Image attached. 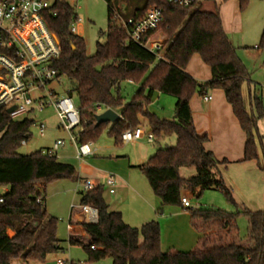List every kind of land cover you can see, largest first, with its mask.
<instances>
[{
  "label": "trees",
  "instance_id": "1",
  "mask_svg": "<svg viewBox=\"0 0 264 264\" xmlns=\"http://www.w3.org/2000/svg\"><path fill=\"white\" fill-rule=\"evenodd\" d=\"M105 1L108 27L92 56L87 54L84 40L71 32L77 16L67 0H55L52 9L43 14L61 49L52 67L59 73L58 78L66 77L71 82L67 95L77 98L81 129L77 133L78 144L95 143L108 125V135L121 144L122 134L140 128L144 120L158 149L138 169L163 207H181L186 191L200 190L202 194L216 190L237 211L186 209L190 226L199 234L196 246L190 252L173 248L163 252L159 222L152 221L141 228L125 224L121 213L110 211L103 197L104 188L98 186L83 194L80 201V205L97 209L98 222H71L70 243L82 246L91 262L111 259L113 264H264V212L239 210L232 191L213 172L228 161L219 162L205 149L208 137L196 132L190 108L195 94L222 90L246 136L242 162L254 161L260 166L256 117L248 112L242 92L250 74L225 33L219 14L197 7L180 8L165 0H138L132 13L136 18L154 7L162 10L160 29L166 37V48L151 53L128 40L127 32L116 25L112 0ZM248 2L239 0L240 11ZM258 49L264 52V29ZM194 55H199L211 70V80L206 84L198 83L186 72ZM127 81L141 87L130 103L124 104L121 85ZM157 92L176 99L173 121L162 120L149 111ZM97 105L104 110L121 111L120 119L96 126ZM251 106L262 112L260 99L255 98ZM32 127V121L12 120L5 108L0 109V188L8 189L0 204V264L19 259L25 264L44 263L49 255L61 250L58 220L48 214L45 206L46 187L56 181L74 180L77 172L73 166L59 163L56 157L44 156L42 151L20 155L18 150L23 141L31 138ZM171 136L176 137L175 145L161 148L160 143ZM181 168H195L197 175L182 179ZM240 216L248 222L245 239L239 237ZM72 234L87 235L90 243L75 241Z\"/></svg>",
  "mask_w": 264,
  "mask_h": 264
},
{
  "label": "rangeland",
  "instance_id": "2",
  "mask_svg": "<svg viewBox=\"0 0 264 264\" xmlns=\"http://www.w3.org/2000/svg\"><path fill=\"white\" fill-rule=\"evenodd\" d=\"M67 2L74 9L77 16V21L75 22L78 25L77 36L84 40L87 54L92 56L95 54L97 43L103 42L101 34L107 31L108 4L105 0H67ZM137 3L138 0H112L113 9H116L120 15L132 16L138 5ZM199 9L220 14L228 31V38L237 52H240L237 53L238 57L250 74L252 99L259 98L262 103V112L256 107L249 108V94L248 91L246 92L245 100L247 101L248 112H251L256 117L257 130L255 136L260 166L254 161L240 164H230L228 162L225 165H218L213 172L218 180L220 179L223 182L226 189L232 191L233 199L239 210L264 212V52H260L258 57H254L251 51L242 49L259 45L264 29V0H249L244 11L239 9V0H202ZM157 37L162 41L166 39L160 28ZM192 64L193 68H195L196 61H193ZM140 86L141 84L130 86L126 82L121 85V96L124 99V104L130 103ZM50 89L54 90L58 96H64L72 89V84L66 77H61L50 85ZM72 99L75 104H78L75 95ZM149 111L155 114L161 113L159 105L152 106ZM35 122L37 124H46L47 131L45 136L40 137L37 127H32L31 138L18 150L20 155H30L50 149L57 140L61 139L65 141L66 145L58 151L57 159L71 163L69 165L74 166L77 171L81 172L83 178L96 179L103 183L106 176L114 175L118 180H130V182L132 180L134 187H136L135 182L136 184L144 185L145 188L151 191L146 177L134 166L136 163L148 162L149 158L158 149L155 143L143 141L134 146L123 143L116 144L115 140L108 135L110 129V125H108L103 128L99 139L92 144V148L96 149L95 156L84 160L80 164L75 158L74 146L69 142L67 134L63 130L58 129V121L53 109L46 108L43 113L37 114ZM144 130L149 133L147 126H144ZM175 143L176 137L171 136L162 141L160 147L174 146ZM82 165L85 170L81 167ZM179 175L182 179H189L196 176L197 171L195 168H181ZM82 181L85 180L82 179ZM76 183L78 184V181L62 180L47 185L45 195L46 209L51 217H55L58 220L57 238L61 241L63 250L49 255L44 263L31 262L29 264H57V260L66 261L68 264H113L111 259L91 262L82 246H71L69 244L68 223L71 205L75 204L78 206L80 204V197L75 196L73 193ZM6 192V188H0V196ZM184 194L190 201L191 207L189 209H214L227 213H235L237 211L235 206L228 203L223 194L216 190H207L202 194L200 190H196L193 193L186 191ZM104 200L107 205L114 207L116 211L122 205L115 202L114 197L109 195L107 188L104 189ZM75 211L74 214L79 210L76 209ZM71 221L74 222V219ZM237 226L239 237L245 239L248 236L247 219L244 216H240L237 220ZM194 232V242L189 248L186 247V252L192 251L198 242L199 234L195 230ZM11 234L13 235V233ZM72 236L77 235L72 234ZM175 240L170 238V245H178L177 243L179 242ZM173 249L177 250L178 248ZM12 264L25 263L19 259L14 260Z\"/></svg>",
  "mask_w": 264,
  "mask_h": 264
},
{
  "label": "built area",
  "instance_id": "3",
  "mask_svg": "<svg viewBox=\"0 0 264 264\" xmlns=\"http://www.w3.org/2000/svg\"><path fill=\"white\" fill-rule=\"evenodd\" d=\"M55 0H2L0 1V109L14 108L8 114L12 120L28 119L37 127L40 137L45 136L47 126L45 123L37 124L36 115L46 108L53 109L58 121V129L67 134L69 142L75 148L77 159L82 160L92 156V144L79 145L77 133L80 129V115L77 105L68 95L58 96L50 85L57 81L59 73L52 67L53 62L59 58L61 49L59 40L47 28L43 14L52 9ZM169 4L180 8L195 7L202 0H165ZM117 26L127 32L128 40L140 45L151 53L162 51L165 41L157 37L158 30L163 21L162 10L152 8L142 17L134 16L124 19L116 9L112 10ZM77 24L71 26V32L77 35ZM160 58V54H157ZM212 98L204 96L203 100L209 102ZM97 115L104 110L96 106ZM122 143H133L140 139L154 142L151 133H144L140 127L128 130L122 134ZM26 141L22 142L25 145ZM65 146L64 140H57L52 148L42 151L47 157H57L58 151ZM116 178L114 175L106 177L105 185L109 193H115ZM82 194H87L96 188L90 180L78 181L77 185ZM4 202L0 196V204ZM184 209L191 207L186 196L181 198ZM72 209H80L83 221L87 224L98 222V211L88 205H72ZM68 229L70 226L68 225ZM57 264H68L57 260ZM72 264V263H70Z\"/></svg>",
  "mask_w": 264,
  "mask_h": 264
},
{
  "label": "crops",
  "instance_id": "4",
  "mask_svg": "<svg viewBox=\"0 0 264 264\" xmlns=\"http://www.w3.org/2000/svg\"><path fill=\"white\" fill-rule=\"evenodd\" d=\"M200 3H198L195 6V8L196 7L199 8ZM221 21H222L223 29L225 33L227 34L228 31L225 27L226 25L224 21L222 20V18H221ZM164 48H166V39H165ZM242 49H245L246 51H251V54L254 57H258L260 52H262L258 49V46L253 47V48L244 47ZM237 53H240V52H237ZM241 55L243 56L242 52H241ZM193 61H196L195 68H193V64H192ZM186 72L200 84H206L207 82L211 80V77H212L210 68L202 62L199 55H194L192 57L190 63L188 64L186 68ZM126 83L130 86L135 85L131 81H127ZM251 83L252 81L249 80V82L243 87V91H242L244 100L246 98L245 97L246 92L248 91L249 108L252 107L251 104L253 102ZM204 95L210 96L212 99L209 102H205L203 100ZM204 95L195 94L190 101V108L192 111V116H193V121H194L196 132L200 136L206 135L208 137V142L205 145V149L209 152H212L215 158L219 162L226 160L230 164L244 163L242 162V160L244 156V146L246 142V136L244 132L242 131V129L240 128V125L233 114L231 106L226 101L223 91L219 89L208 90L207 92L204 93ZM175 104H176V99L174 97L164 95V94L157 92L155 93L153 97V100H152L151 105L149 106V109L152 106L159 105L161 113H158V114L153 113V114H155L158 118L162 120L173 121L175 118V114H174ZM245 104H247L246 100H245ZM115 112L119 116L121 115V111L115 110ZM144 126H146V122L143 120L141 128L143 129L144 133H146L144 130ZM143 141H147V140L140 139L133 143H128V144L123 143V144L134 146ZM93 151L94 153L92 156L86 157L82 160L77 159L76 152H75V158L76 160L79 161L80 164H82L84 160L95 156L96 149H93ZM57 161L62 164H67V165L71 164L68 161H61L59 159H57ZM138 162H141V161H138ZM144 164L146 163H136L134 168L138 170V168L143 166ZM81 167H83V165ZM83 169L85 170V167H83ZM76 172H77V176L73 181L75 182L82 181V179L90 180L94 182L96 187L102 186L104 189L107 188V186L105 185L107 176L104 178V182L100 183L96 179L91 180L89 178H83V175L81 174V172L77 170ZM115 178L117 182L115 186V193L110 194L108 188L107 190H108L109 195L114 197L115 202H117L118 204H122V205L120 209H118V211H116L114 207H111L108 205L110 211L121 213L125 224L131 227H134V228H141L146 223H149L152 221L159 222L160 229H161L162 251L166 252L168 248H178L177 250L179 252H186V247L189 248V246H191L192 243L194 242L193 238L195 235L194 230L190 226L189 214L186 213V209H184L182 206L179 208L178 207H163L161 204V200L153 194L151 188H150L151 189L150 191L147 188H145L144 185L136 184L135 182L134 184L136 187H134V185L132 184V180L130 182V180H126V181H122L121 179L118 180L116 176ZM77 185L78 184L76 183L75 185L76 187L74 188L73 193L75 196L76 195L79 196L80 201H81L83 194L81 192V189ZM184 195L185 194L183 193V196ZM103 197H104V193H103ZM72 205H75V204H72ZM45 206H46V200H45ZM75 210L76 209H72V208L70 210L71 213H70V219H69L68 225H70V223L72 222L71 221L72 219H74V222L72 223H85L83 221V215L81 214L80 209H78L79 211H77V213L74 214V212H76ZM159 210H162L161 215L158 214ZM68 232H69V237H70V229H68ZM73 237L75 241H79L83 243L84 245H88L90 243V238L87 235L77 234V236H73ZM170 238L176 239L175 241L179 242L177 243L178 245H170L169 243ZM69 244L72 246V244L70 243V238H69ZM60 248H61L60 251H62L63 249L61 247V243H60Z\"/></svg>",
  "mask_w": 264,
  "mask_h": 264
},
{
  "label": "water",
  "instance_id": "5",
  "mask_svg": "<svg viewBox=\"0 0 264 264\" xmlns=\"http://www.w3.org/2000/svg\"><path fill=\"white\" fill-rule=\"evenodd\" d=\"M14 108L8 109L7 113H12ZM118 119H120V116L114 111V110H106L100 115H97L96 117V126H100L101 124L109 123L113 124Z\"/></svg>",
  "mask_w": 264,
  "mask_h": 264
}]
</instances>
